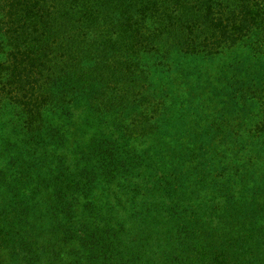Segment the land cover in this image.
<instances>
[{
	"label": "trees",
	"instance_id": "trees-1",
	"mask_svg": "<svg viewBox=\"0 0 264 264\" xmlns=\"http://www.w3.org/2000/svg\"><path fill=\"white\" fill-rule=\"evenodd\" d=\"M158 38L188 53L233 47L264 58V2L0 0V264H165L164 236L180 264L186 253L182 264L209 258L195 231L202 221L187 206L167 208L193 187L184 180L160 194L182 135L128 122L126 95L61 89L82 74L85 55L98 67L99 49L139 54ZM115 58L107 61L123 62ZM256 127L264 132V115ZM204 168L177 171L209 185Z\"/></svg>",
	"mask_w": 264,
	"mask_h": 264
},
{
	"label": "rangeland",
	"instance_id": "rangeland-1",
	"mask_svg": "<svg viewBox=\"0 0 264 264\" xmlns=\"http://www.w3.org/2000/svg\"><path fill=\"white\" fill-rule=\"evenodd\" d=\"M236 49L194 54L165 38L139 54L121 50L103 54L99 49L96 55L104 58L102 64L95 67L94 55L87 54L81 62L82 74L61 84V89L82 91L80 96L87 99L111 95L120 101L118 97L126 95L128 122L132 116L140 121L141 131L152 126L160 135L163 131L182 135L184 147L176 148L182 156L177 155L171 172L166 171L172 179L165 181L160 194L169 196L184 180L193 187L182 190L190 194L189 203L179 191L178 197H171L176 201L167 204L168 209L187 206V215L202 221L195 231L202 236L200 244L209 246L205 248L209 258L193 260V264H264V132L256 127L264 115V58L253 57L245 48ZM111 56L125 63L111 64L107 61ZM4 135L0 130V136ZM72 142L67 134L63 143ZM188 148L192 152L186 153ZM190 153L192 161L187 163ZM84 160L62 156L59 162ZM201 165L209 173V185L203 181L195 185L188 181L195 178H183L177 171ZM164 238L162 260L166 257L165 264H180L170 259V238ZM192 257L186 253L182 263Z\"/></svg>",
	"mask_w": 264,
	"mask_h": 264
}]
</instances>
